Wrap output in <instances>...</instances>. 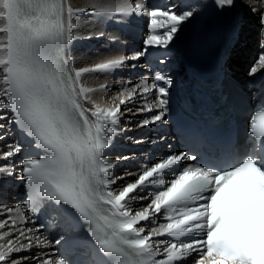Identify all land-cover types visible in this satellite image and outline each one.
<instances>
[{"label":"snow or ice","instance_id":"snow-or-ice-1","mask_svg":"<svg viewBox=\"0 0 264 264\" xmlns=\"http://www.w3.org/2000/svg\"><path fill=\"white\" fill-rule=\"evenodd\" d=\"M243 2L258 16L261 52L248 72L255 87L257 70L264 69V0ZM212 3L223 11L236 0ZM202 8V0H94L90 8H74L70 0H0V186L21 181L28 211L56 228L54 241L31 238L33 229L20 231L23 241L7 239L0 264H264V101L249 117L243 139L227 123L211 133L186 126L180 135L196 152H166L120 175L114 174L117 165L136 154H106L127 130L125 113H150L139 128L166 119L174 80L163 66L178 33ZM82 15L99 23L147 16L149 34L131 54L76 67L72 45L81 38L76 28ZM153 56L161 67L151 82L142 77L107 105L96 103L91 94L97 89L83 83L85 74L134 69L140 65L131 61L150 64ZM108 87L105 82L99 90ZM258 91L264 94V76ZM149 93L151 105L127 106ZM14 132L24 140L9 141ZM137 201L147 203L135 210ZM45 243L64 251L17 255Z\"/></svg>","mask_w":264,"mask_h":264},{"label":"bare ground","instance_id":"bare-ground-1","mask_svg":"<svg viewBox=\"0 0 264 264\" xmlns=\"http://www.w3.org/2000/svg\"><path fill=\"white\" fill-rule=\"evenodd\" d=\"M93 2L94 0H70V3L74 8H90ZM152 2L154 4H167L170 2V0H152ZM229 10L230 16L227 28L228 36L224 47V55L230 61L231 66L236 70V74L239 79L244 80L249 78L248 72L251 67L255 66L253 62L258 59V56L261 52L258 16L250 10L243 0H236L235 6ZM143 18L144 22L142 23V27L145 30V38L146 35L149 34V18L147 16H143ZM196 22L197 20L193 23L185 25L181 29V31L178 33V39L175 40L172 52L169 56L170 63L163 66L166 74L172 76L174 85L178 81L186 80L187 78V44L188 40L192 36V28ZM234 25H237L239 29L236 33H234ZM157 31L160 30L158 29ZM101 32L104 33L103 36H99V33ZM88 33L93 34L92 39L83 38ZM76 35L81 37L80 39H77L72 45V55L74 58L73 62L76 67H83L89 64L103 62L107 59L113 58L118 54H131L142 46L143 41L126 34L117 28L113 22L105 21L104 23H99L95 17L83 15L77 21ZM240 35H242V38H240ZM98 36L99 38H97ZM112 36L119 37L120 42L112 43L110 40V37ZM257 40L259 42H257ZM130 63H135V61H131ZM138 64L140 66L134 69L123 68L112 73L94 72L85 74L83 77V83L88 87L97 89V91L91 94L92 99L96 103L102 106L107 105L111 102V97L115 96L122 88H126L137 83L142 77H147L151 82L152 78L149 70L145 67L143 62ZM262 72H264V69L257 70V73ZM123 73L125 74V77L124 79H121L119 76H121ZM117 81H123L124 83L121 85L116 83ZM105 82L108 83L109 87L106 90H99V85ZM110 87H113L115 91H111V93L109 91ZM152 100V93L147 94V96L143 98L138 95L135 104L137 107H140L146 101L148 105H151ZM127 106L129 107V105ZM125 115L122 117L121 123L122 126H124L127 130L115 137L112 148L107 150L106 154L111 156H131L133 153H135V158H141L140 163L135 165L134 170L133 168H128L125 170L129 172H136V170L140 168L141 163L143 164L145 161L152 162L155 160L154 158L148 157L147 154L149 152H157L158 150L152 148L151 145L153 144L149 143L148 141L150 139L156 140L157 137H155L154 134L149 133V130H145L147 126L143 128L136 126L140 120L147 117V113L137 114L133 119H128L125 117ZM157 123L160 124L161 122ZM130 129L134 130L130 131ZM9 137H11L9 141L17 138L24 140L23 136L18 132L12 133V135ZM159 139L161 140L160 137ZM137 140L144 142L138 144L135 142ZM25 143H27V141H25ZM141 144H144V147L139 148ZM126 145H131L136 148L133 150V152H127L123 148V146ZM16 159L18 161L20 157H17ZM124 162L125 161H121V163L114 169V172L116 171V173H114L115 175L119 174V170L117 169H119ZM13 180H15V183L18 182L17 179ZM10 182H12V180ZM6 185L7 184L0 186V198L8 196L1 194V190H4ZM23 193L24 191L22 187V190L19 192V194H17L18 196L13 197L11 202L13 205L9 206V209H13L10 215L8 212L5 214L0 213V225H7L6 227H0V245H4L5 247L6 241L9 238H11L14 243L17 240L23 241L24 238L21 237L19 233L20 231L26 232L27 229H33L31 233H27L31 238L35 239L36 237H39L41 240H47L42 236L40 231H35V229L38 228L29 218L27 212L24 209L23 203L20 201V197ZM144 203H147V201H137L134 203L133 207L135 210H138L140 205ZM17 208L19 209V212L16 211ZM13 221L15 222V226L12 223ZM51 246V244L45 243V246L42 248L33 247L30 253H18L17 255L19 256L24 254L31 257L33 254H43L47 257H55V255H57L56 251L52 249ZM0 250L3 249L0 248ZM32 262L33 263L31 264H36L35 261Z\"/></svg>","mask_w":264,"mask_h":264},{"label":"rangeland","instance_id":"rangeland-1","mask_svg":"<svg viewBox=\"0 0 264 264\" xmlns=\"http://www.w3.org/2000/svg\"><path fill=\"white\" fill-rule=\"evenodd\" d=\"M240 38H242V35H240ZM144 39V38H143ZM142 39V40H143ZM257 42H259L258 40H257ZM127 70V69H126ZM130 71V70H129ZM119 77H121V79H124V77H125V74L123 73V74H121V76H119ZM109 91L111 92H113V91H115L114 90V88L113 87H110V89H109ZM111 92V93H112ZM129 107H132L133 108V110L135 111V108H137V105L136 104H134V105H132V104H130L129 105ZM130 113H126V115H125V117H127L128 119H133V118H135L136 116H133L132 114H130ZM148 115H150V113H147V116ZM132 130H134V129H130V131H132ZM145 130H146V128H145ZM144 130V131H145ZM10 135H12V134H10ZM9 135V136H10ZM8 136V140H10V138L11 137H9ZM136 164V162H132V163H129V164H124V163H122V166L119 168V169H117V170H119V174H116V175H120V174H122V173H124L126 170L125 169H128V168H130V169H132L134 166L133 165H135ZM128 166V167H127ZM114 173H116V171L114 172ZM127 180H134L135 179V177H127L126 178ZM119 183V182H118ZM16 184V185H15ZM22 187H23V184H22V182L21 181H19L18 180V182L17 183H15V180H12V182H8L7 183V185L4 187V190H1V194H3V195H6V193L8 192V196L7 197H2V198H0V205H3L4 206V208H0L1 210H0V213L1 214H5L7 211H5V210H3V209H9V206H12L13 205V203L11 204V202H12V200H13V197H15V196H18L17 194H19V192L22 190ZM22 198L20 197V201H22L21 200ZM19 203V202H18ZM8 205V206H7ZM52 247V246H51ZM52 249H53V247H52ZM24 255V254H23ZM30 257V256H29ZM31 263H33L32 262V260L30 259L29 261H26L25 262V264H31Z\"/></svg>","mask_w":264,"mask_h":264}]
</instances>
